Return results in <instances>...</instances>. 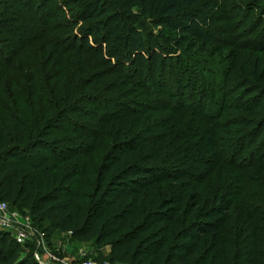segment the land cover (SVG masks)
Returning <instances> with one entry per match:
<instances>
[{"label":"trees","instance_id":"trees-1","mask_svg":"<svg viewBox=\"0 0 264 264\" xmlns=\"http://www.w3.org/2000/svg\"><path fill=\"white\" fill-rule=\"evenodd\" d=\"M59 1L0 0V30L16 39L0 52L8 67L32 44L51 52L47 89L32 65L15 71L29 78L0 100V202L39 229L109 248L112 264H264V153L244 147L264 138V63L232 64L228 76L250 89L235 104L211 91L215 81L191 56L195 43L217 41L214 1ZM72 4L76 12L59 15ZM249 6L264 12L262 1ZM169 66L182 86L201 81L200 101L188 107L175 86L174 104L154 94L147 82ZM127 85L153 102L130 112L111 95ZM164 110L172 114L156 117ZM227 129L234 139L221 136ZM34 250L0 230V264H40Z\"/></svg>","mask_w":264,"mask_h":264},{"label":"rangeland","instance_id":"rangeland-1","mask_svg":"<svg viewBox=\"0 0 264 264\" xmlns=\"http://www.w3.org/2000/svg\"><path fill=\"white\" fill-rule=\"evenodd\" d=\"M68 1L69 3L73 2V0ZM212 1L215 3V10L213 12V29L216 33L217 41L214 45L207 46L195 43L191 56L200 63L201 68L206 69V75L209 77V79L212 82L213 80L215 81L211 83V91L212 87L215 86V89H217L216 91L220 92L219 95L223 93L226 94L228 101L232 100L235 102V104H244L248 102L247 99L250 96L247 95H249L250 89L243 88L242 82L241 80L239 81L237 75L235 78H230L228 73L232 71V64L233 68L237 69V65L244 67L247 66V64L256 65L264 63V50L262 48L264 46V12H253L249 6L251 0ZM258 1H262V4L264 5V0ZM56 3L57 2L54 4L56 5ZM59 8L60 10L57 12L60 13V16H62L63 14H61V12L66 13L67 15L68 10L71 13L76 12L79 9V5L72 4L71 7L68 9L66 8L65 11L64 5L63 7L60 5ZM55 9H57L56 6H53V13H55ZM71 13L69 16H72ZM55 15L57 14L55 13ZM64 16L66 15L64 14ZM69 16H66L67 20ZM78 27L79 26L75 27L72 32H77ZM144 27H148V21L144 22ZM10 41H16V39L11 37L8 32L0 30V52L3 53L5 50L8 51L11 49L9 48L11 45H8L11 43ZM42 45L43 43H36L21 50L19 55L11 58V67H8L6 60L4 61L0 58V73H4L6 70V76L2 80L0 100L10 97L11 90L17 89L16 87L19 85L20 79L22 77L24 78L23 81L27 80L28 76L25 75V73L23 74L24 76L14 75L15 71L17 72L18 69L28 70L29 68L34 67L33 69L36 71L40 89L43 91L44 89H47L51 83V74L48 73L50 72L51 68L48 69L46 66L51 52L50 50L42 48ZM67 57L71 63H69V66L66 67H69L72 76L75 73L74 70L79 67L76 62L77 58L71 53L68 54ZM236 61H238L239 64ZM32 65L34 66L32 67ZM18 72L22 71L19 70ZM166 74L168 75L161 76L160 79L153 78L152 76L150 77L147 85L153 88L152 91L154 94L160 93L161 98L163 97L168 99L169 102L171 101L172 104H174L180 99V96L175 94L176 92L174 91V86L179 87L183 93H185V100H188V107L192 103H195V101H200L204 96L200 93L199 86H201L202 83L197 77H191L188 84L186 86H182L177 80L178 72L176 69H171L169 66V69L167 68ZM108 79H110V82L112 81V77ZM125 81L130 83V80L125 79ZM135 81L140 82L138 79ZM22 87L27 90L30 88V84L25 83ZM131 89L132 87L127 85L125 89H118L114 94L111 95L112 97L115 96L117 100H119L120 105L125 104L128 108H130L131 110L129 109V111L132 113L141 111L142 108L139 107L137 103L145 104L153 102V98L148 94L141 92L142 90L132 94L133 91H131ZM88 91L89 90H86V93ZM170 93L174 95L172 98H167ZM31 98L32 97H30V99ZM203 103L208 105L209 100L207 97ZM84 108L88 111L93 109V107L90 105H85ZM228 113L230 118L236 117L235 111H230ZM171 114L172 113L170 111L164 110L157 112L156 117H166ZM149 115H154L153 117H155L154 112H151ZM85 121L87 122L89 120ZM231 129L238 131L239 128ZM232 133H230L227 129L223 134H220L225 139H234L236 136L235 133ZM244 147L246 148L245 153L257 152L256 158H258V153L261 155L264 153V138H261V141L257 145L253 143V139L249 140L248 144H245ZM11 213L18 214V221L16 222H19L12 223V227L14 228L11 230L12 234L15 236L20 234L24 235L25 243L23 246L32 244L35 248V257L38 256L40 259L39 260L36 258V260L38 262L41 261V264H77L85 260L110 263L108 259L110 253L109 248H104L101 251L98 250L94 244H78L72 239L71 235L58 233L52 229L48 223L42 224L43 228L39 229L32 221L30 213H23L10 206L8 215ZM4 217L5 216H3V214L0 212V221ZM0 230H2L1 225ZM28 250L30 251V249ZM101 255L103 256L102 260L99 259V256Z\"/></svg>","mask_w":264,"mask_h":264},{"label":"built area","instance_id":"built-area-1","mask_svg":"<svg viewBox=\"0 0 264 264\" xmlns=\"http://www.w3.org/2000/svg\"><path fill=\"white\" fill-rule=\"evenodd\" d=\"M9 208H10L9 204L0 202V212L3 214V216H5L0 221V225L2 226V230L12 233L11 230L14 229L12 227V223H19V222H16V221H18V218H17L18 214L17 213H11L8 215ZM13 221H15V222H13ZM13 237L16 239L17 243H19L20 245H23L25 243L24 235H22V234H20L18 236L13 235ZM36 258L39 259L38 256ZM39 263L41 264V261ZM77 264H112V263H102V262H98V261H94V260H85V261H81Z\"/></svg>","mask_w":264,"mask_h":264}]
</instances>
